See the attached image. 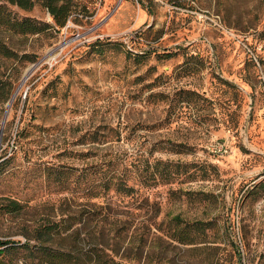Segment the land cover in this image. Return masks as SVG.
Masks as SVG:
<instances>
[{
	"label": "rangeland",
	"instance_id": "374dc122",
	"mask_svg": "<svg viewBox=\"0 0 264 264\" xmlns=\"http://www.w3.org/2000/svg\"><path fill=\"white\" fill-rule=\"evenodd\" d=\"M71 1L64 27L1 33L0 237L109 202L126 264H264V0ZM112 176L136 196H84Z\"/></svg>",
	"mask_w": 264,
	"mask_h": 264
},
{
	"label": "trees",
	"instance_id": "16d2710c",
	"mask_svg": "<svg viewBox=\"0 0 264 264\" xmlns=\"http://www.w3.org/2000/svg\"><path fill=\"white\" fill-rule=\"evenodd\" d=\"M38 2L47 8L54 25L31 17L17 18L7 8V5H17L21 9L30 10ZM74 14L79 16L82 12L71 0H0V55L5 58L17 56L10 45V39L1 33H8L9 36L39 34L52 27H64ZM11 95L12 90L8 91L5 98L9 99ZM111 191L114 195L135 197L137 188L130 185L126 177L112 176L102 189L94 186L84 192V196L89 200L111 198ZM68 200L64 197L62 201ZM88 203L94 208L93 212L82 207L75 215H69L64 209L60 219L47 218L28 226L24 239L0 237V264H126L122 260L129 258L126 250L120 258L116 255L127 242L130 229L128 219L124 215L113 214V221L109 222V213L105 211L109 208V202ZM7 206L11 213L21 212L25 208L17 200H11ZM184 231V228H176L171 236L183 243L190 242Z\"/></svg>",
	"mask_w": 264,
	"mask_h": 264
}]
</instances>
